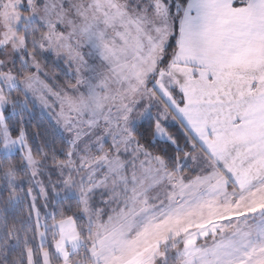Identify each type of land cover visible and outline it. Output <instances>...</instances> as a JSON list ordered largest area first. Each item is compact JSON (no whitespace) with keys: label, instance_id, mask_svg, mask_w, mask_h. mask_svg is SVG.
Masks as SVG:
<instances>
[{"label":"snow or ice","instance_id":"snow-or-ice-1","mask_svg":"<svg viewBox=\"0 0 264 264\" xmlns=\"http://www.w3.org/2000/svg\"><path fill=\"white\" fill-rule=\"evenodd\" d=\"M0 264H264V0H0Z\"/></svg>","mask_w":264,"mask_h":264}]
</instances>
